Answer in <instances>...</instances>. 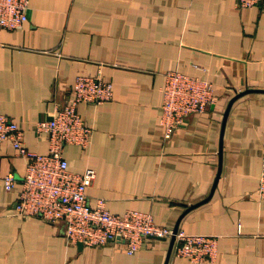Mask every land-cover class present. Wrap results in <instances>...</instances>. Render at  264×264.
<instances>
[{
  "label": "crops",
  "instance_id": "obj_1",
  "mask_svg": "<svg viewBox=\"0 0 264 264\" xmlns=\"http://www.w3.org/2000/svg\"><path fill=\"white\" fill-rule=\"evenodd\" d=\"M28 17L19 29L0 28V113L21 126L27 148L47 154L37 123L72 101L77 76H100L114 97L79 105L90 144L64 149L71 171H96L90 205L149 212L160 226L174 230L180 220V231L216 237L217 257L204 264H264V92L234 102L222 138L231 99L264 90V0L249 8L237 0H30ZM171 71L210 82L217 100L165 140ZM26 167L10 142L0 144V264H166L171 238L147 239L128 255L69 243L63 222L20 216ZM169 264L194 263L173 247Z\"/></svg>",
  "mask_w": 264,
  "mask_h": 264
},
{
  "label": "built area",
  "instance_id": "obj_2",
  "mask_svg": "<svg viewBox=\"0 0 264 264\" xmlns=\"http://www.w3.org/2000/svg\"><path fill=\"white\" fill-rule=\"evenodd\" d=\"M262 0H237L239 8H249ZM30 0H0V28L16 30L28 21ZM74 97L63 107H56L51 119L39 121L38 133L50 141L47 154L27 148L21 126L7 115L0 113V144L10 142L17 154L27 160L22 191L17 202V213L24 217H39L48 223L63 222L64 235L69 243L85 247L113 245L128 255L136 254L150 238H172L174 231L156 224L149 212L129 210L122 215L111 213L100 201L96 207L89 203L87 190L96 178L94 169L83 173L70 170L64 158L67 145L89 146L93 130L78 112L80 104L102 105L112 101L114 85L100 76L79 75L74 87ZM164 102L162 125L165 140L187 119L203 113L217 100L214 86L198 77L179 71L166 74L163 87ZM13 174L5 179L6 190L13 189ZM258 196L264 201V151ZM177 257L194 264L214 261L218 254V240L213 236L191 235L178 231L174 245Z\"/></svg>",
  "mask_w": 264,
  "mask_h": 264
},
{
  "label": "water",
  "instance_id": "obj_3",
  "mask_svg": "<svg viewBox=\"0 0 264 264\" xmlns=\"http://www.w3.org/2000/svg\"><path fill=\"white\" fill-rule=\"evenodd\" d=\"M252 92H264V90H254V89L246 90V91H244V92H242V93L237 94V95H236L233 99H231V101L229 102L228 107H227L226 112H225V115H224V120H223L222 138H223V136H224V131H225V127H226V124H227V119H228V116H229L230 110H231V108H232L234 102H235L236 100H238L239 98L245 96L246 94H249V93H252ZM220 156H221V158H222V151H221V153H220ZM221 173H222V160L220 161V167H219V172H218L217 180H218L219 177L221 176ZM216 184H217V183H215V187H216ZM215 187H214V189H215ZM214 189H213V190H214ZM213 192H214V191H212L210 197L212 196ZM210 197H209V198H210ZM204 202H205V201H204ZM196 206H197V205H195L194 207H196ZM192 208H193V207H192ZM179 224H180V220H179L178 224L176 225L175 229L173 230V231H174V235H173L172 238H171V246H170V250H169V254H168V258H167V262H166V264H169V260H170V257H171L172 251H173V247H174V245H175L176 234H177V232L179 231ZM79 245H80V246H84L83 244H79Z\"/></svg>",
  "mask_w": 264,
  "mask_h": 264
}]
</instances>
